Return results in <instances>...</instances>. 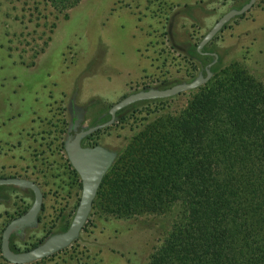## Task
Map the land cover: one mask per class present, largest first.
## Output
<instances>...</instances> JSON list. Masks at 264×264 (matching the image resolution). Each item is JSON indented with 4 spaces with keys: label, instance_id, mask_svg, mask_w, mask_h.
Segmentation results:
<instances>
[{
    "label": "rangeland",
    "instance_id": "obj_1",
    "mask_svg": "<svg viewBox=\"0 0 264 264\" xmlns=\"http://www.w3.org/2000/svg\"><path fill=\"white\" fill-rule=\"evenodd\" d=\"M251 1L197 48L217 19ZM231 64L264 87V0H79L66 9L0 0V150L27 165L23 176L42 194L35 220L11 233L14 252L68 228L82 190L69 145L102 147L113 153L112 165L156 116L178 113L196 91L138 100L112 115L113 104ZM72 105L82 112L74 128ZM0 192L9 194L10 209L16 193L27 194V208L33 201L29 187L7 184ZM163 211L119 216L91 205L65 247L22 263L4 259L0 249V264H147L182 210L174 203ZM24 212L0 211V242L8 221Z\"/></svg>",
    "mask_w": 264,
    "mask_h": 264
},
{
    "label": "trees",
    "instance_id": "obj_2",
    "mask_svg": "<svg viewBox=\"0 0 264 264\" xmlns=\"http://www.w3.org/2000/svg\"><path fill=\"white\" fill-rule=\"evenodd\" d=\"M208 69L184 109L156 116L117 157L92 203L119 216L181 205L147 264H264V87L238 64Z\"/></svg>",
    "mask_w": 264,
    "mask_h": 264
},
{
    "label": "water",
    "instance_id": "obj_3",
    "mask_svg": "<svg viewBox=\"0 0 264 264\" xmlns=\"http://www.w3.org/2000/svg\"><path fill=\"white\" fill-rule=\"evenodd\" d=\"M251 5L252 1L240 10H230L224 13L204 34L202 39L199 41L197 48L200 49L205 44H207L221 28V26L232 16L244 12ZM208 77L209 73H207L205 78L202 75H199L192 81L177 83L167 88L138 91L113 104L110 112L113 115L118 109L138 100L170 97L182 91L195 89L200 86ZM66 151L70 163L77 171L81 179L82 190L76 211L68 228L65 231L50 236L44 242L34 246L33 248L21 252H14L9 247V237L13 230L30 224L35 220L42 203L41 191L34 182L28 179H0V184H15L19 186H25L29 187L34 192V201L30 208L25 213L12 219L3 230L0 249L2 256L6 260L12 263H22L45 257L68 245L79 233L89 213L99 184L112 163L113 153L99 146L78 147L76 145H69Z\"/></svg>",
    "mask_w": 264,
    "mask_h": 264
},
{
    "label": "flooded vegetation",
    "instance_id": "obj_4",
    "mask_svg": "<svg viewBox=\"0 0 264 264\" xmlns=\"http://www.w3.org/2000/svg\"><path fill=\"white\" fill-rule=\"evenodd\" d=\"M1 151L2 150H0V153H1L0 155L5 157V158H4V161L0 160V179H2V178H22V179H27L25 176H23V174L24 175L27 174V165L26 164L17 165L15 163L11 162V160H10V156H11L10 152L11 151L5 150V153H3ZM7 157L9 159H7ZM20 160L22 161L21 156H20ZM70 165L72 166L71 163H70ZM5 185H7V184H0V188L5 186ZM32 193H33V201H34V192L32 191ZM15 195H16V197L14 198V207L12 209H10L8 207H5L6 200L7 199L9 200V194L0 192V206L3 207L2 210H0V211H25L26 212L30 208V207L27 208V202H26L27 194L26 193H20V194L16 193ZM33 201H32V203H33ZM32 203L30 204V206L32 205ZM41 206H42V203H41ZM41 206H40V208H41ZM20 215H17L16 217H18ZM4 218H6V213H4ZM12 219H14V218H12ZM10 221H8V223Z\"/></svg>",
    "mask_w": 264,
    "mask_h": 264
}]
</instances>
